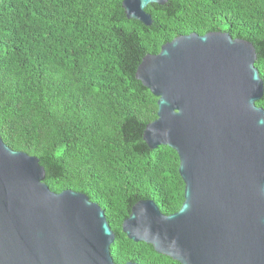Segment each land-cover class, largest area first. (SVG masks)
I'll return each mask as SVG.
<instances>
[{
    "label": "trees",
    "instance_id": "1",
    "mask_svg": "<svg viewBox=\"0 0 264 264\" xmlns=\"http://www.w3.org/2000/svg\"><path fill=\"white\" fill-rule=\"evenodd\" d=\"M146 10L150 26L128 18L122 0H0V135L39 158L52 191L101 206L116 263L181 264L122 229L139 200L164 214L184 201L177 151L143 138L158 96L136 70L178 35L227 31L254 44L264 81V0H167ZM256 103L264 109V95Z\"/></svg>",
    "mask_w": 264,
    "mask_h": 264
},
{
    "label": "water",
    "instance_id": "2",
    "mask_svg": "<svg viewBox=\"0 0 264 264\" xmlns=\"http://www.w3.org/2000/svg\"><path fill=\"white\" fill-rule=\"evenodd\" d=\"M122 0L146 26L149 4ZM257 52L227 31L182 34L146 54L136 77L158 96L143 138L179 155L181 207L136 202L122 229L181 264H264V81ZM39 158L0 135V264H118L104 210L72 189L54 192ZM123 264H138L127 261Z\"/></svg>",
    "mask_w": 264,
    "mask_h": 264
}]
</instances>
